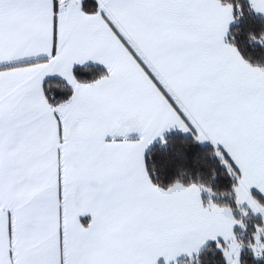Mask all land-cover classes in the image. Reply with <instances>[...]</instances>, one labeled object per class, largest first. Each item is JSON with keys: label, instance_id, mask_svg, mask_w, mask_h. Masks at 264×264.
I'll use <instances>...</instances> for the list:
<instances>
[{"label": "snow or ice", "instance_id": "snow-or-ice-1", "mask_svg": "<svg viewBox=\"0 0 264 264\" xmlns=\"http://www.w3.org/2000/svg\"><path fill=\"white\" fill-rule=\"evenodd\" d=\"M0 264H264V0H0Z\"/></svg>", "mask_w": 264, "mask_h": 264}]
</instances>
